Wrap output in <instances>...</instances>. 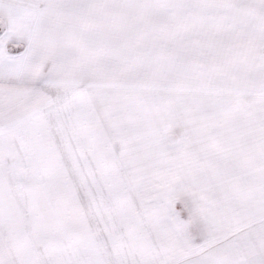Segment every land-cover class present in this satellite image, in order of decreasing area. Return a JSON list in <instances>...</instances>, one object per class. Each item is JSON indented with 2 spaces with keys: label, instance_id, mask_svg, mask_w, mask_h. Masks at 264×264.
<instances>
[{
  "label": "snow or ice",
  "instance_id": "obj_1",
  "mask_svg": "<svg viewBox=\"0 0 264 264\" xmlns=\"http://www.w3.org/2000/svg\"><path fill=\"white\" fill-rule=\"evenodd\" d=\"M0 264H264V0H0Z\"/></svg>",
  "mask_w": 264,
  "mask_h": 264
}]
</instances>
